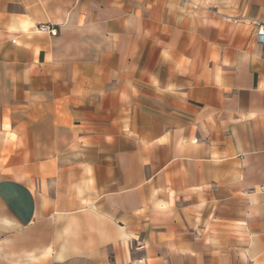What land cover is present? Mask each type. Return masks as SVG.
<instances>
[{"label":"crops","instance_id":"obj_1","mask_svg":"<svg viewBox=\"0 0 264 264\" xmlns=\"http://www.w3.org/2000/svg\"><path fill=\"white\" fill-rule=\"evenodd\" d=\"M259 26L264 0H0V264H264Z\"/></svg>","mask_w":264,"mask_h":264},{"label":"built area","instance_id":"obj_2","mask_svg":"<svg viewBox=\"0 0 264 264\" xmlns=\"http://www.w3.org/2000/svg\"><path fill=\"white\" fill-rule=\"evenodd\" d=\"M42 29H48L49 31H52L48 26H43ZM255 39L258 43L264 45V28L262 26L257 28Z\"/></svg>","mask_w":264,"mask_h":264}]
</instances>
